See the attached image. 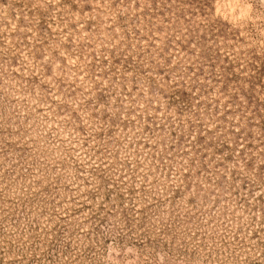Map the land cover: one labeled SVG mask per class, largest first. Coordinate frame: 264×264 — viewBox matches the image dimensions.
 <instances>
[{
	"label": "rangeland",
	"instance_id": "rangeland-1",
	"mask_svg": "<svg viewBox=\"0 0 264 264\" xmlns=\"http://www.w3.org/2000/svg\"><path fill=\"white\" fill-rule=\"evenodd\" d=\"M0 264H264V0H0Z\"/></svg>",
	"mask_w": 264,
	"mask_h": 264
}]
</instances>
